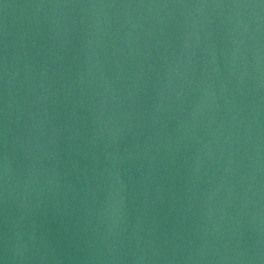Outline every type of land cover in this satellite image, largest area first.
<instances>
[{"label":"water","instance_id":"obj_1","mask_svg":"<svg viewBox=\"0 0 264 264\" xmlns=\"http://www.w3.org/2000/svg\"><path fill=\"white\" fill-rule=\"evenodd\" d=\"M0 264H264V0H0Z\"/></svg>","mask_w":264,"mask_h":264}]
</instances>
